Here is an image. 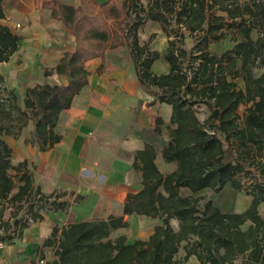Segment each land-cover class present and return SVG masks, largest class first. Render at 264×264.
<instances>
[{
  "label": "trees",
  "instance_id": "trees-1",
  "mask_svg": "<svg viewBox=\"0 0 264 264\" xmlns=\"http://www.w3.org/2000/svg\"><path fill=\"white\" fill-rule=\"evenodd\" d=\"M51 17L75 36V49L46 67L43 75L57 73L67 82L28 87L22 105L0 69V240L21 238L46 212L67 209L74 195L47 194L36 187L28 161L13 164V147L5 136L21 137L32 122L25 143L41 151L54 147L63 137L56 130L62 111L89 83L86 63L127 45L141 86L153 97L149 103L172 105L169 139L162 137L160 116L154 128L137 129L146 142L133 163L142 173L143 188L129 192L107 218L62 227L56 258L39 264H178L182 247L184 261L195 256L199 264H264V71L256 72L264 65V0H149L148 5L142 0L120 5L117 0H80L78 5L53 0ZM3 19L0 0V65L24 38ZM147 20L160 23L169 37L168 73L153 70L160 53L151 49L150 41H140L139 27ZM228 31L235 34V46L211 52L210 43ZM186 32L195 37L192 47L186 45ZM142 104L140 100L135 116ZM201 104L208 108L203 120L198 116ZM242 104L243 115L238 110ZM157 148L165 161L177 163L175 170L164 174L159 169ZM242 173L253 176L250 186L239 177ZM244 188L252 197L244 211L218 202L223 191L236 195ZM126 215L158 217L162 223L147 238L130 240L124 233L113 237L129 225ZM173 218L179 220L177 230Z\"/></svg>",
  "mask_w": 264,
  "mask_h": 264
},
{
  "label": "crops",
  "instance_id": "crops-1",
  "mask_svg": "<svg viewBox=\"0 0 264 264\" xmlns=\"http://www.w3.org/2000/svg\"><path fill=\"white\" fill-rule=\"evenodd\" d=\"M62 1L74 5L80 3V0ZM122 1L117 0L118 5ZM52 6L53 0H4L9 22L5 23L6 19L2 22L24 37L11 58L21 56L27 46L33 45V37L18 32L24 18L32 21V30H45L50 34V37L46 33V36L36 38L38 42L34 46L45 47L41 56L45 62L56 65L66 51L75 49V36L60 20L51 17ZM149 30L150 36L147 37ZM67 33L74 39V48L69 50L63 40L68 37ZM138 33L141 43L150 41L151 49L158 51L154 49H157L154 38L151 39L155 35L166 53L169 37L160 23L147 20L140 25ZM165 53L164 59L160 53L153 64V70L158 74L170 71ZM11 62L12 59L2 64L9 66ZM86 68L90 72L87 87L75 96L70 108L62 111L57 122L56 130L63 136L61 141L46 151L25 143V138L33 130L31 122L27 134L22 135L23 145L11 143L13 158L17 156L18 162L28 161L36 187L47 194L73 192L72 204L67 209L46 212L43 219L31 223L25 228L23 236L13 242L0 240V264H39L41 260L52 262L57 256L56 245L62 227L81 220L107 218L115 204L127 199L129 192L143 188L142 173L133 163L137 150L143 149L146 142L137 135L136 130L154 128L160 116L163 119L162 137L169 139L172 105L159 101L149 103L153 97L142 88L127 45L108 51L105 57L89 60ZM53 75L65 77L57 73L43 76ZM44 82L62 84L67 82V78L61 83H52L48 79L40 83ZM140 100L143 104L135 116ZM15 147L19 148L17 155ZM155 161L164 174L177 168L176 162L165 161L160 148H157ZM78 195L82 197L74 200ZM125 218L130 219V216L126 215ZM171 223L176 230L179 229L177 218L171 219ZM57 229L58 232H55ZM153 231L154 227L148 237ZM47 240L53 243L47 244ZM190 259L199 264L195 256Z\"/></svg>",
  "mask_w": 264,
  "mask_h": 264
},
{
  "label": "rangeland",
  "instance_id": "rangeland-1",
  "mask_svg": "<svg viewBox=\"0 0 264 264\" xmlns=\"http://www.w3.org/2000/svg\"><path fill=\"white\" fill-rule=\"evenodd\" d=\"M241 3H245L247 0H240ZM145 5H148L149 0H143ZM7 20V19H6ZM4 20L5 23L9 22L8 20ZM32 21H27L25 18L20 23V30H18L19 33H25L28 37H33V45L27 46L25 49V52L21 54L19 57L11 58L12 62L9 66H6L5 64L0 65V69L5 75L6 83L12 87L15 88L18 96H19V102L20 104H24V92L25 90L33 86L37 82H43L46 79L50 80L52 83H61L62 81L66 80L65 77H61L58 75H53L50 77H44L43 72L46 67H51L54 65V62H45L43 60L44 57H41L43 54L44 46H41L40 48L34 47L37 44V39L39 36L44 37L47 33V37H50V34L45 30H32ZM30 27V30H25V28ZM151 32V30L148 31V34ZM67 38H63V40L66 42L67 47L66 49H73L74 48V39L72 35L67 33ZM150 34L147 36L149 37ZM254 38L258 37V30L255 29L253 31ZM154 38V44L157 46V49L154 47L155 50H158L161 53V58L164 59V48L161 42L158 41L155 35L151 37V39ZM235 34L232 31H228L226 37L222 38L220 41L217 42H211L209 45V49L211 52L221 53L229 48H232L236 44L235 40ZM169 41V40H168ZM30 43V42H28ZM195 43V37H193L189 32H186V45L188 47H192ZM168 46V42H167ZM127 49V48H126ZM264 71V65L257 67L256 72H262ZM239 85L244 86V82L241 78L237 79ZM245 105H240L239 112L241 115H243L245 111ZM198 114L201 120H203L207 114H208V108L205 104H201L198 109ZM29 127L31 125H28L27 128H25L24 133L27 134L29 131ZM22 134V135H23ZM5 138L10 142V144H17L23 145V136L19 138H14L13 136L7 135ZM16 148V147H15ZM19 148H16V155L19 154ZM15 155V154H14ZM18 157L15 156L12 161L13 164H18ZM12 175H15L16 172L14 169L10 170ZM239 177L242 179L245 186H250L253 182V176L247 175L245 173H242L239 175ZM19 184V181L16 180V185ZM207 195L212 194V190L206 191ZM222 198L218 199V202L221 203V205H224L225 207L232 208L235 211H242L246 209V207L251 202V195H249L246 192V188H244L242 191L237 192L236 195H231L229 192L225 193L224 191L220 193ZM116 205V204H115ZM260 212L264 216V203L260 205ZM6 216L11 215L10 210L8 209L6 212ZM162 222V220L158 217L156 218H147L144 216H132L130 218L129 225L125 228H121L117 231H115L112 236L116 237L117 235L124 233L128 234L130 240H133L135 238L141 237L145 238L148 237L151 229L154 227L155 224ZM249 223L246 224V226ZM184 255L185 250L182 247L180 252L177 254V258L179 260L178 264H195V260L189 259L188 261H184Z\"/></svg>",
  "mask_w": 264,
  "mask_h": 264
},
{
  "label": "built area",
  "instance_id": "built-area-1",
  "mask_svg": "<svg viewBox=\"0 0 264 264\" xmlns=\"http://www.w3.org/2000/svg\"><path fill=\"white\" fill-rule=\"evenodd\" d=\"M42 262H44V260H41Z\"/></svg>",
  "mask_w": 264,
  "mask_h": 264
}]
</instances>
